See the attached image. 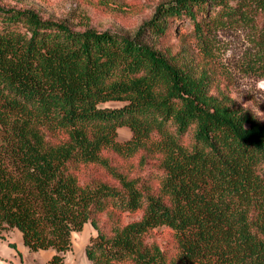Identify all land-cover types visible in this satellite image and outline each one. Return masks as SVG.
I'll use <instances>...</instances> for the list:
<instances>
[{
	"label": "trees",
	"instance_id": "obj_1",
	"mask_svg": "<svg viewBox=\"0 0 264 264\" xmlns=\"http://www.w3.org/2000/svg\"><path fill=\"white\" fill-rule=\"evenodd\" d=\"M254 21L264 0H173L144 26L208 53ZM87 223L90 264H264V124L148 44L0 8V237L63 264Z\"/></svg>",
	"mask_w": 264,
	"mask_h": 264
},
{
	"label": "rangeland",
	"instance_id": "obj_2",
	"mask_svg": "<svg viewBox=\"0 0 264 264\" xmlns=\"http://www.w3.org/2000/svg\"><path fill=\"white\" fill-rule=\"evenodd\" d=\"M173 0H0V8L28 11L43 20L63 22L75 32L110 31L148 44L166 56L192 67L213 96H223L231 106L264 124V36L258 22L228 26L215 33L213 49L208 53L177 40L156 41L145 24L161 4ZM119 107V103H107ZM127 128L118 130L117 140L129 139ZM96 232L89 223L71 234V249L64 254L63 264H90L85 255L89 239ZM160 238H168L163 231ZM53 251L30 252L17 230L0 237V264H46Z\"/></svg>",
	"mask_w": 264,
	"mask_h": 264
}]
</instances>
